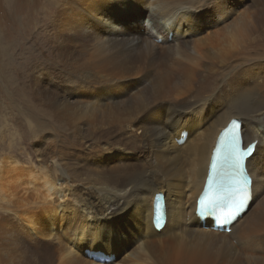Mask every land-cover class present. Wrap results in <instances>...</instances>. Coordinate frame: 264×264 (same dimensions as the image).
Wrapping results in <instances>:
<instances>
[{
  "label": "bare ground",
  "instance_id": "bare-ground-1",
  "mask_svg": "<svg viewBox=\"0 0 264 264\" xmlns=\"http://www.w3.org/2000/svg\"><path fill=\"white\" fill-rule=\"evenodd\" d=\"M38 1L37 55L7 78L71 139L37 163L0 159V264H104L85 248L107 264H264V0ZM232 118L258 142L252 201L226 233L194 210Z\"/></svg>",
  "mask_w": 264,
  "mask_h": 264
},
{
  "label": "rangeland",
  "instance_id": "rangeland-1",
  "mask_svg": "<svg viewBox=\"0 0 264 264\" xmlns=\"http://www.w3.org/2000/svg\"><path fill=\"white\" fill-rule=\"evenodd\" d=\"M37 3L39 4L38 0H0V159H6V157L7 159H13L12 157H16L17 159H33L37 163L40 159H45V154L54 141L60 140V138L71 139L69 132H65L67 134L60 132V128L52 115L38 112L39 110L29 102L32 93L30 90L24 94L20 93V91H17V87L11 84L7 78L10 74L8 72L11 65L18 63V56L21 52H23L26 61L37 55V50L34 47L38 48L37 42H39L40 33H44L40 30L43 25L40 23L42 5ZM20 41L21 43H19ZM9 50L12 54L8 62L7 51L10 53ZM7 64L9 69H7ZM20 95L21 97H19ZM25 95L27 96L22 97ZM26 100L28 105L25 104ZM26 107H29V110ZM38 123L41 124L40 128ZM64 144L67 145L65 142ZM33 166L35 167L36 164H33ZM84 250L90 249L85 248ZM100 250L104 251L103 249ZM106 253L110 254L109 252ZM111 253L115 261L116 255L114 252Z\"/></svg>",
  "mask_w": 264,
  "mask_h": 264
},
{
  "label": "snow or ice",
  "instance_id": "snow-or-ice-1",
  "mask_svg": "<svg viewBox=\"0 0 264 264\" xmlns=\"http://www.w3.org/2000/svg\"><path fill=\"white\" fill-rule=\"evenodd\" d=\"M225 135H228V133L226 132ZM221 144L223 145V139L221 140ZM238 144H239V141L236 140L235 137H234L233 144H232V151H233V153L238 152ZM219 154H220V149L218 148L217 149V157H219ZM237 163H239V158H237ZM212 168L215 171V169H216V163L215 162H213ZM203 203L204 202L201 201V204H203ZM209 207H211V203L209 204Z\"/></svg>",
  "mask_w": 264,
  "mask_h": 264
}]
</instances>
